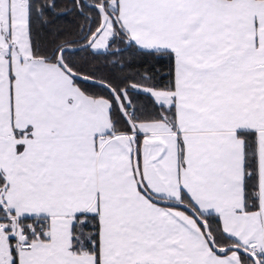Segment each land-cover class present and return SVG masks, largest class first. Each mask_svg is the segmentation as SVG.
<instances>
[{
  "label": "snow or ice",
  "instance_id": "6c2138e0",
  "mask_svg": "<svg viewBox=\"0 0 264 264\" xmlns=\"http://www.w3.org/2000/svg\"><path fill=\"white\" fill-rule=\"evenodd\" d=\"M0 264H264V0H0Z\"/></svg>",
  "mask_w": 264,
  "mask_h": 264
},
{
  "label": "trees",
  "instance_id": "16d2710c",
  "mask_svg": "<svg viewBox=\"0 0 264 264\" xmlns=\"http://www.w3.org/2000/svg\"><path fill=\"white\" fill-rule=\"evenodd\" d=\"M68 2L69 0H58V3L61 7L67 4ZM52 19H53V24L49 25L48 29L44 30L45 37H51L52 31L56 29H63L68 32H74L76 29V21H78L80 18L77 16L75 12H70L67 15L52 17ZM157 66L160 67V65Z\"/></svg>",
  "mask_w": 264,
  "mask_h": 264
},
{
  "label": "water",
  "instance_id": "95a60500",
  "mask_svg": "<svg viewBox=\"0 0 264 264\" xmlns=\"http://www.w3.org/2000/svg\"><path fill=\"white\" fill-rule=\"evenodd\" d=\"M91 2V1H90Z\"/></svg>",
  "mask_w": 264,
  "mask_h": 264
}]
</instances>
